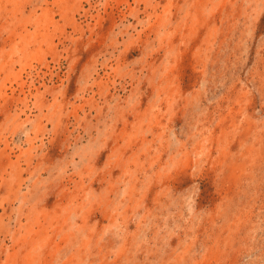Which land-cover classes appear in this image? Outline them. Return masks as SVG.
<instances>
[{
  "label": "rangeland",
  "instance_id": "rangeland-1",
  "mask_svg": "<svg viewBox=\"0 0 264 264\" xmlns=\"http://www.w3.org/2000/svg\"><path fill=\"white\" fill-rule=\"evenodd\" d=\"M0 264H264V0H0Z\"/></svg>",
  "mask_w": 264,
  "mask_h": 264
}]
</instances>
